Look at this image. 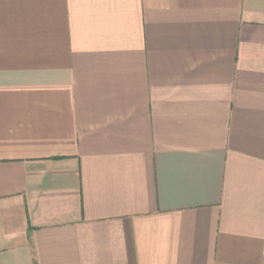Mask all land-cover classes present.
I'll list each match as a JSON object with an SVG mask.
<instances>
[{
    "label": "crops",
    "instance_id": "1",
    "mask_svg": "<svg viewBox=\"0 0 264 264\" xmlns=\"http://www.w3.org/2000/svg\"><path fill=\"white\" fill-rule=\"evenodd\" d=\"M0 264H264V0H0Z\"/></svg>",
    "mask_w": 264,
    "mask_h": 264
}]
</instances>
